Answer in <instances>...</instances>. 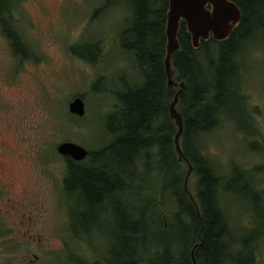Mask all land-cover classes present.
Instances as JSON below:
<instances>
[{
  "label": "rangeland",
  "instance_id": "obj_1",
  "mask_svg": "<svg viewBox=\"0 0 264 264\" xmlns=\"http://www.w3.org/2000/svg\"><path fill=\"white\" fill-rule=\"evenodd\" d=\"M105 2L19 0L17 25L37 56H16L0 29V264H111L106 257L112 240L100 225L89 235L68 229L77 198H66V160L56 150L66 139L88 150L108 143L112 135L104 131V121L116 104L115 93L141 77L119 40L130 6L112 0L101 8ZM97 42L99 52L92 45ZM238 58L236 81L222 101L217 126L195 141L222 186L226 182L217 200L234 239L257 229L255 258L264 264V207L237 179L243 171L264 203V33L240 42ZM78 94L85 104L82 116L68 110ZM137 169L142 176V164ZM196 180L192 171L187 181L192 194ZM147 182L142 191L133 186L129 198L155 209L168 226L174 199L160 187V170Z\"/></svg>",
  "mask_w": 264,
  "mask_h": 264
},
{
  "label": "trees",
  "instance_id": "obj_2",
  "mask_svg": "<svg viewBox=\"0 0 264 264\" xmlns=\"http://www.w3.org/2000/svg\"><path fill=\"white\" fill-rule=\"evenodd\" d=\"M111 1L106 0L101 8ZM123 1L130 6L131 16L119 32L120 46L132 54L141 81L115 93L116 104L104 121V131L112 135L108 143L89 150L81 160L64 155L63 191L67 199L77 198L74 212H69V231L89 235L100 225L102 234L112 240L105 255L111 264H193L190 250L194 245L197 264H257L254 240L258 230L234 239L217 200L219 190H227L226 182L222 186L220 175L195 139L219 122L222 101L236 81L240 42L264 33V0H234L241 9L236 27L225 39L201 40L197 48L191 44L184 20L180 21L179 49L171 61L175 79L184 80L177 102L183 115L180 145L197 176L194 200L184 190L187 163L175 150L177 125L169 113L177 86H167L163 65L167 0ZM18 3L0 0V29L14 54L25 59L37 53L18 28L14 15ZM92 45L99 52L98 42ZM138 164L143 166L142 176L137 174ZM158 170L160 187L174 199V217L168 226L155 209L151 212L145 203L129 198L133 186L141 191L148 188V176ZM237 179L243 183L242 190L250 191L264 207L243 171Z\"/></svg>",
  "mask_w": 264,
  "mask_h": 264
},
{
  "label": "water",
  "instance_id": "obj_3",
  "mask_svg": "<svg viewBox=\"0 0 264 264\" xmlns=\"http://www.w3.org/2000/svg\"><path fill=\"white\" fill-rule=\"evenodd\" d=\"M241 18V9L234 0H167L165 20V53L163 65L167 77L168 87L177 86L174 96L169 103V113L177 130L174 135V145L178 158L187 163V170L184 175V190L192 200L193 195L187 187L188 176L193 170V165L185 155L180 145V135L183 132V115L177 108L178 96L184 85V80H177L174 77V68L171 58L179 49L177 36L180 21L183 19L186 30L190 33L191 44L199 47L201 40L213 38L222 40L229 36ZM68 110L78 116L85 113V104L81 95H74L68 101ZM56 150L62 155H68L76 160L85 158L89 152L81 143L66 139L56 145ZM194 247L190 250L193 264H197L194 256Z\"/></svg>",
  "mask_w": 264,
  "mask_h": 264
}]
</instances>
